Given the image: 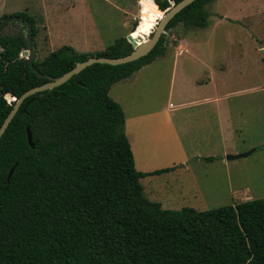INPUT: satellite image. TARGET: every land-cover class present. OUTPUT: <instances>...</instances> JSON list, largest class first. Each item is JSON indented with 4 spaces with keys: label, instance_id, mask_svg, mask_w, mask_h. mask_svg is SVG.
Here are the masks:
<instances>
[{
    "label": "trees",
    "instance_id": "1",
    "mask_svg": "<svg viewBox=\"0 0 264 264\" xmlns=\"http://www.w3.org/2000/svg\"><path fill=\"white\" fill-rule=\"evenodd\" d=\"M180 1L138 0L144 11L127 35L140 45L162 17L157 5L166 10ZM211 1H194L165 31L206 28ZM10 22L23 25L32 48L38 34L26 13L0 17V126L24 92L48 82L43 76L60 77L90 57L133 51L121 37L96 55L64 46L31 67L19 57L27 38L1 33ZM165 52L162 35L138 60L94 64L23 102L0 138V264H264V198L200 212L163 209L143 195L142 178L170 169H135L124 113L109 90Z\"/></svg>",
    "mask_w": 264,
    "mask_h": 264
},
{
    "label": "rangeland",
    "instance_id": "2",
    "mask_svg": "<svg viewBox=\"0 0 264 264\" xmlns=\"http://www.w3.org/2000/svg\"><path fill=\"white\" fill-rule=\"evenodd\" d=\"M206 10V28L178 25L163 34L167 51L178 46L187 49V55L179 58L187 81H172L174 56L165 54L125 82L133 93L120 95L121 84L109 92L112 100L121 102L126 116L143 105L168 110L169 104L178 107L185 100L207 95L209 102L227 110L224 119L231 117L238 131L228 129L231 123L224 126V139L217 147L220 156L252 151L230 162H192L184 174L169 179L175 192H162L164 185L142 178L145 198L179 203L163 204L167 210L190 207L202 212L264 198V0H212ZM143 11L138 0H0V17L26 13L35 21L37 61L64 46L78 54L96 55L116 39L126 38ZM1 33L28 37L18 22L8 23ZM25 50L19 52L20 58L27 59ZM140 87L152 90L153 103L140 93ZM159 141L165 149L166 140L156 138L155 144ZM195 182L200 191L191 190Z\"/></svg>",
    "mask_w": 264,
    "mask_h": 264
},
{
    "label": "crops",
    "instance_id": "3",
    "mask_svg": "<svg viewBox=\"0 0 264 264\" xmlns=\"http://www.w3.org/2000/svg\"><path fill=\"white\" fill-rule=\"evenodd\" d=\"M180 48H182V46L175 47L172 50H166L165 52V54H172L174 56L171 71V79L173 82L177 79L182 82L185 80L187 81L186 71L183 70L184 61H179V58L186 56L188 51L185 49L186 52L179 54L181 50H184L183 48L180 50ZM185 61H187V57ZM152 63L144 66L128 79L114 84L110 89L121 84V89L123 90L120 95H129L133 93L129 90L130 87L124 85L125 82H130L136 74ZM139 89L140 93L142 95H147V97L150 98L149 100H151L150 102L153 103L152 90L148 92L143 87ZM127 90L129 91L127 92ZM180 95L185 96L184 94ZM207 97L206 95L205 97L185 100L183 103L179 104L178 107L169 104L170 109L168 110L166 108L153 107V105L148 107L143 105L135 109L130 116H126L123 112L125 118L124 133L131 146L135 169L141 173H152L170 169L164 173L146 176L147 178H151V182H158V185L161 187L164 185L162 190H166L162 192H175V185L169 179L171 177H176L175 175H179L180 173L181 175L184 174L182 172H185V170L187 171V168L190 167L192 162L215 164L220 161L222 163L234 161L226 160L225 157L227 155H235L236 153L229 152L223 157L220 156L217 147L219 146L218 143H222L224 139V126L227 125V123L228 125L231 123L228 129L232 128L235 133L238 132L236 129L237 127L234 125V121L231 120V117L224 119L223 111L227 110L220 107V103H217L218 105L215 103L212 104ZM113 101L122 107L119 100ZM159 137L166 140L165 149L160 147V141L155 144L156 138ZM207 158H212L213 160L208 162L205 160ZM164 179H168L169 181ZM195 183L192 185L191 190L200 191L196 186L197 183ZM156 184L157 183H153L151 187L155 188V186H157ZM180 187L183 186L181 185L179 188ZM182 191H184V189ZM149 199L150 201L159 203L161 207L163 204L168 207L179 205V203L172 201H165L162 203L156 196H149L148 200Z\"/></svg>",
    "mask_w": 264,
    "mask_h": 264
},
{
    "label": "water",
    "instance_id": "4",
    "mask_svg": "<svg viewBox=\"0 0 264 264\" xmlns=\"http://www.w3.org/2000/svg\"><path fill=\"white\" fill-rule=\"evenodd\" d=\"M196 0H181L178 3L170 2L169 8L166 10H161L159 6L157 5L158 11L162 14L161 19L156 23L155 28L153 32L151 33L150 37L140 45H136L135 41L130 35L126 36V41L132 46L133 51L123 57L119 58H108V57H90L86 61L78 62L75 64V66L70 69L68 72L64 73L60 77L51 78L48 76H43L44 78L48 79V82L38 86L34 87L32 89L27 90L24 92L14 103L12 106V109L9 111L8 115L4 119L3 123L0 126V138L4 134L5 130L9 126L10 122L13 120L14 116L18 112L19 108L23 104V102L30 96L42 93L47 90H52L58 86H61L62 84L66 83L71 77L79 74L81 71H83L85 68L92 66L94 64H105L110 66H119L124 65L130 62H133L135 60H138L141 57H144L148 55L156 46L158 43L160 37L165 34V28L167 24L173 19V17L178 14L180 11H182L185 7L189 6ZM27 49L24 51V55L27 56V60L32 67V63L36 59L35 51L32 48L31 43V37L28 36L27 39ZM262 54L264 55V51L262 50ZM39 77H42L41 74H39L36 70H33ZM40 97V94L37 96V98ZM5 98L8 100L12 99V96L7 94L5 95ZM26 139L27 143L31 148H34L33 142H32V134L30 130L26 129ZM252 153V151H249L244 154H238V155H227L226 160H236L240 158H246ZM15 167V166H14ZM14 167L9 171L7 176V181L10 180Z\"/></svg>",
    "mask_w": 264,
    "mask_h": 264
},
{
    "label": "built area",
    "instance_id": "5",
    "mask_svg": "<svg viewBox=\"0 0 264 264\" xmlns=\"http://www.w3.org/2000/svg\"><path fill=\"white\" fill-rule=\"evenodd\" d=\"M184 52H186L185 49H184V50H181V51L179 52V54H182V53H184Z\"/></svg>",
    "mask_w": 264,
    "mask_h": 264
},
{
    "label": "bare ground",
    "instance_id": "6",
    "mask_svg": "<svg viewBox=\"0 0 264 264\" xmlns=\"http://www.w3.org/2000/svg\"><path fill=\"white\" fill-rule=\"evenodd\" d=\"M145 41H146V40H145ZM145 41H143V42H145ZM143 42H142V43H143Z\"/></svg>",
    "mask_w": 264,
    "mask_h": 264
},
{
    "label": "flooded vegetation",
    "instance_id": "7",
    "mask_svg": "<svg viewBox=\"0 0 264 264\" xmlns=\"http://www.w3.org/2000/svg\"><path fill=\"white\" fill-rule=\"evenodd\" d=\"M27 60V59H26ZM28 61V60H27Z\"/></svg>",
    "mask_w": 264,
    "mask_h": 264
}]
</instances>
